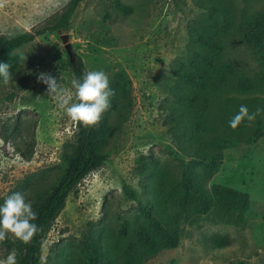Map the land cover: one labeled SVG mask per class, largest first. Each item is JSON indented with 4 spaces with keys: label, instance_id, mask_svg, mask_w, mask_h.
Instances as JSON below:
<instances>
[{
    "label": "rangeland",
    "instance_id": "1",
    "mask_svg": "<svg viewBox=\"0 0 264 264\" xmlns=\"http://www.w3.org/2000/svg\"><path fill=\"white\" fill-rule=\"evenodd\" d=\"M115 1L83 0L68 28L36 36L12 52L7 62L12 77L0 78V203L22 192L33 206L59 176L62 155L73 148L75 120L37 77L53 75L75 102L67 61L78 55L88 71L105 72L110 88L123 72L127 98L119 96V105L110 104L102 114L115 127L106 163L67 195L42 237L39 264L42 258L46 264H82L91 241L118 243L120 225L126 223L132 232L156 189L179 188L184 174L195 173L207 188L247 192L248 209L226 216L214 210L191 215L180 225L177 246L143 264L263 263L264 114L246 120L239 130L227 128L241 105L250 112L264 108L255 51L236 29L223 35L220 61L250 77L256 88L226 90L214 98L209 126L196 136L178 121L176 71L189 67L193 31L215 18L201 4L221 5L237 25L263 10L264 0H119L132 9L129 14L117 10ZM67 2L0 0V35L12 37L51 23ZM214 235L224 236L226 244L213 246L209 238ZM20 244L9 233L0 241V260L15 250L18 262Z\"/></svg>",
    "mask_w": 264,
    "mask_h": 264
},
{
    "label": "trees",
    "instance_id": "2",
    "mask_svg": "<svg viewBox=\"0 0 264 264\" xmlns=\"http://www.w3.org/2000/svg\"><path fill=\"white\" fill-rule=\"evenodd\" d=\"M81 1L83 0H68L63 11L51 23L33 31L12 37L0 35V61L7 63L15 49L33 41L36 36L68 28L71 17ZM201 6L209 14L215 15V18L193 31L196 45L192 50L189 67L176 71L180 81L176 88L179 100L178 121L195 136L208 128L214 98L221 96L226 90L246 93L256 88L250 77L239 73L232 65L220 61L223 50L222 37L231 29H236L242 42L255 51V59L261 69L257 79L264 84V9L234 25L227 10L221 5ZM114 7L123 14L132 11L119 0L114 2ZM67 64L74 80L81 79L88 71L78 55H74ZM128 84L125 74L117 73L111 86L114 90L111 107L116 108L119 105V96L127 98ZM76 99L75 95V101ZM234 115H231L229 120ZM246 122L243 121L236 129H232L228 122L227 128L236 131ZM114 132L115 127L106 118L87 127L75 121L73 148L63 153L59 176L33 205V210L37 213L35 223L40 231L28 242L21 240V254L17 264H39L44 233L63 208L67 195L76 184L89 172L106 163V148ZM249 204V195L243 190L221 185L207 188L200 174H184L179 188L168 185L166 189L155 190L153 200L142 209L144 219L132 232L126 223L120 225L118 243L91 241V252L82 264H143L159 251L177 246L180 225L191 215H201L214 210L226 216L233 212L245 211ZM158 213L159 219L154 216ZM209 240L213 246H222L227 242V239L220 235L211 236ZM232 264L245 263L239 261Z\"/></svg>",
    "mask_w": 264,
    "mask_h": 264
},
{
    "label": "clouds",
    "instance_id": "3",
    "mask_svg": "<svg viewBox=\"0 0 264 264\" xmlns=\"http://www.w3.org/2000/svg\"><path fill=\"white\" fill-rule=\"evenodd\" d=\"M11 65L0 61V78L7 82L11 77ZM38 81L47 85L49 94H55L60 107L67 115L83 126H93L102 114L110 107V98L114 90L110 88L109 78L103 70L87 71L81 79L72 81L75 88L76 101L71 102L65 95V89L60 86V80L49 73L41 72ZM264 114V108L257 107L255 111H249L246 105H241L238 112L229 120V126L236 129L243 121L252 122L257 116ZM37 213L33 210L31 202L22 192H14L3 203H0V241L8 238L9 233L16 238L28 242L40 231L35 220ZM0 264H17L15 250L7 257L0 260ZM41 264H46L42 258Z\"/></svg>",
    "mask_w": 264,
    "mask_h": 264
}]
</instances>
